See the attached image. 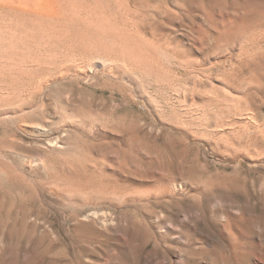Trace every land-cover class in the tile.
I'll return each mask as SVG.
<instances>
[{"label":"rangeland","instance_id":"374dc122","mask_svg":"<svg viewBox=\"0 0 264 264\" xmlns=\"http://www.w3.org/2000/svg\"><path fill=\"white\" fill-rule=\"evenodd\" d=\"M71 2L0 49V264H264V0Z\"/></svg>","mask_w":264,"mask_h":264},{"label":"bare ground","instance_id":"6f19581e","mask_svg":"<svg viewBox=\"0 0 264 264\" xmlns=\"http://www.w3.org/2000/svg\"><path fill=\"white\" fill-rule=\"evenodd\" d=\"M86 2V1H85ZM98 2V1H97ZM100 2V1H99ZM124 2V1H123ZM71 3V4H70ZM89 3V2H88ZM87 3V4H88ZM118 3V2H117ZM69 4V5H68ZM68 6H72L71 8H69ZM77 6V5H76ZM81 6V5H80ZM84 6V5H83ZM82 6V7H83ZM87 6V5H86ZM117 6H119V5H117ZM97 7V6H96ZM121 7V6H120ZM75 6H74V4L71 2V0H0V35L2 36V42L0 41V49H2L1 47H3V49H6V51H7V49H12L13 47H16V46H18V44L16 45V46H14V34H15V32H16V30L17 29H20L21 27H22V24L24 23V20L25 19H28V23L26 22L25 23V26L24 27H29V26H31V28L33 27H36V28H43L44 26L43 25H45V26H47V28L49 29V27L50 26H52L53 24H54V27H55V24L57 23H61L62 22V19H64V18H66L65 16L67 15V16H69L70 14L71 15H75L76 13H77V11H75ZM82 9V8H81ZM85 10V9H84ZM88 11V10H87ZM86 11V12H87ZM89 13H92V12H89ZM80 14V13H79ZM88 14V13H87ZM97 14V13H96ZM93 15V14H92ZM91 15V16H92ZM102 15H104V14H102ZM121 15V14H120ZM80 16V15H79ZM94 16V15H93ZM102 17V16H101ZM107 17H109V16H107ZM70 18V17H69ZM73 18V16H71V19ZM87 18V17H86ZM90 18V17H89ZM21 19H23V20H21ZM82 19V18H81ZM93 19V18H92ZM96 19V18H95ZM110 19V18H109ZM117 19V18H116ZM125 19V18H124ZM89 20V19H88ZM94 20V19H93ZM75 21V20H74ZM112 21V20H111ZM67 22V21H66ZM84 22V21H83ZM88 22V21H87ZM117 22V21H116ZM52 23V24H51ZM76 23V22H75ZM90 23L91 24H94L95 23V21H91V19H90ZM51 24V25H50ZM96 24V23H95ZM108 24V26L110 25L109 23H107ZM128 24V23H127ZM100 25V24H99ZM113 25V24H112ZM115 25V24H114ZM117 25V24H116ZM41 26H43V27H41ZM105 27V26H104ZM32 28V29H33ZM36 28H34V30H36ZM46 28V27H45ZM96 28V27H95ZM108 28H110L111 29V27H108ZM113 28V32H114V34L116 35V33H117V35L119 34L118 33V27L116 28V26H113L112 27ZM121 28V27H120ZM133 28V27H132ZM31 29V30H32ZM41 29H39V30H41ZM48 29H46V30H48ZM25 30H26V28H25ZM43 30H44V28H43ZM105 30H107V28L105 29ZM118 30V31H117ZM131 30V29H130ZM45 31V30H44ZM49 31V30H48ZM109 30H107V32H108ZM22 32V31H21ZM23 32H24V30H23ZM29 32V31H28ZM31 32V31H30ZM39 32V31H38ZM38 32H36L37 33V35H38ZM52 32V31H51ZM55 32V31H54ZM106 32V33H107ZM127 32V31H126ZM113 34V35H114ZM124 34V33H123ZM127 34V33H126ZM139 34V33H138ZM31 35H32V33H31ZM33 35H36L35 33L33 34ZM36 35V36H37ZM40 35H41V33H40ZM125 35V34H124ZM23 36V35H22ZM47 36V35H46ZM73 36V35H72ZM119 36V35H118ZM121 36V35H120ZM21 37V36H20ZM29 38L28 36H25V38ZM31 37H33V36H31ZM30 37V38H31ZM35 37V36H34ZM40 37V36H39ZM42 37V36H41ZM40 37V38H41ZM59 37V36H58ZM96 37V36H95ZM26 38V40H28ZM29 38V39H30ZM49 38V37H48ZM48 38H46L45 40H47ZM83 38V37H82ZM103 38V37H102ZM1 39V38H0ZM17 39V38H16ZM15 39V40H16ZM50 39V38H49ZM74 39V38H73ZM115 39V38H114ZM124 39V38H123ZM25 40V39H24ZM23 40V42H25ZM31 40V41H30ZM29 41H30V43L29 44H31V42H34L33 40H35V39H30ZM36 41V40H35ZM48 41V40H47ZM76 41V40H75ZM96 41V40H95ZM103 41V40H102ZM21 42H22V40H21ZM37 42H39L40 43V41H37ZM42 42H43V40H42ZM49 42V41H48ZM125 42V41H124ZM148 42H149V40H148ZM28 43V42H27ZM47 43V42H46ZM93 43V42H92ZM115 43V42H114ZM138 43V42H137ZM21 44V43H20ZM33 44V43H32ZM102 44V43H101ZM122 44V43H121ZM139 44V43H138ZM22 45H23V43H22ZM35 45V44H34ZM38 45V44H37ZM45 45V44H44ZM94 45V44H93ZM114 45V44H113ZM20 46V45H19ZM39 46V45H38ZM134 46V45H133ZM152 46H154V45H152ZM43 47H45V46H43ZM70 48V47H69ZM122 49H120L121 50V54L124 52L123 50L125 49V51L127 52V57L128 58H126V59H124L122 62H118V60H119V58H118V60L116 59V57L113 59V60H111V61H109V62H105V61H99V60H97V61H95L94 62V64L96 65V66H108L109 68L110 67H114V68H117L118 69V71H120L124 76H126L127 78H129V79H131V81H135L134 83H136V80H135V77H133V76H131V74H130V72L128 73V70H126V66L127 65H130V64H132V63H134V64H140V66L141 65H144V66H147V67H152V66H154L153 65V61H152V59L149 57V55L147 56H144V54H141L140 52L139 53H136L134 50H133V48L131 47H129L128 49H126V48H123V47H121ZM139 48V47H138ZM36 49H37V47H36ZM77 49V48H76ZM135 49V48H134ZM39 50V49H38ZM42 50V49H41ZM141 50V49H140ZM154 50V49H153ZM16 51V50H15ZM36 51V50H35ZM54 51V50H53ZM79 51V50H78ZM105 51V50H104ZM143 51H144V49H143ZM20 52V51H19ZM125 52V53H126ZM138 52V51H137ZM118 53V52H117ZM147 53V52H146ZM6 54V53H5ZM11 54V53H10ZM34 54V53H33ZM73 54V53H72ZM124 54V53H123ZM122 54V55H123ZM203 54V53H202ZM21 55V54H20ZM55 55H56V53H55ZM10 56V55H9ZM44 56V55H43ZM59 56V55H58ZM67 56V55H66ZM92 56V55H91ZM107 56V55H106ZM155 56V55H154ZM17 57H18V55H17ZM17 57H15V58H17ZM33 57V56H32ZM75 57V56H74ZM7 58V57H6ZM14 58V59H15ZM48 58V57H47ZM71 58V57H70ZM78 58V57H77ZM1 59V58H0ZM166 59V58H165ZM209 59V58H208ZM5 60V59H4ZM17 60V59H16ZM67 60V59H66ZM76 60V59H75ZM167 60V59H166ZM43 61V60H42ZM41 61V62H42ZM53 61V60H52ZM72 61V60H71ZM120 61H121V58H120ZM40 62V61H39ZM190 62H192V61H190ZM7 63V62H6ZM10 63V62H9ZM11 63H13V62H11ZM69 63V62H68ZM193 63V62H192ZM2 64V63H1ZM90 64V63H89ZM12 65H15L14 63L12 64ZM11 65V66H12ZM40 65V64H39ZM72 65V64H71ZM165 65V64H164ZM196 65V64H195ZM201 65V64H200ZM7 66H9L8 65V63H7ZM6 66V67H7ZM11 66H9V68H11ZM125 66V67H124ZM143 66V67H144ZM160 66V65H159ZM14 67H16L17 68V66L15 65ZM40 67V66H39ZM146 67V68H147ZM3 68V67H2ZM13 68V67H12ZM195 68V67H194ZM4 69V68H3ZM23 69V68H22ZM30 69V68H29ZM81 69V68H80ZM105 69V68H104ZM112 69V68H111ZM151 69V68H150ZM154 69V68H153ZM5 71L7 70V69H4ZM14 70V72L13 73H11L12 71ZM10 73L11 74H14V73H16L17 72V70H16V72H15V68L13 69ZM113 70V69H112ZM115 70V69H114ZM145 70V69H144ZM23 71H26V68H24L23 69ZM67 71V70H66ZM87 71V70H86ZM27 73H30L29 71H26ZM43 72V71H42ZM163 72H165V71H163ZM167 72V71H166ZM6 73V72H5ZM7 73H9L8 72V70H7ZM25 73V72H24ZM26 73V74H27ZM55 73V72H54ZM21 74V73H20ZM112 74V73H111ZM150 74V73H149ZM202 74V73H201ZM37 75H39V74H37ZM152 75V74H151ZM51 76V75H50ZM62 76V75H61ZM158 76V75H157ZM58 77V76H57ZM122 78H123V76H122ZM196 78V77H195ZM41 79V78H40ZM153 82V81H152ZM161 82V81H160ZM165 82V81H164ZM50 83V82H49ZM168 83V82H167ZM230 83V82H229ZM2 84V83H1ZM229 87V86H228ZM20 88V87H19ZM40 88V87H39ZM44 88V87H43ZM1 89V88H0ZM24 89V88H23ZM2 90V89H1ZM16 90V89H15ZM4 91V90H3ZM2 91V92H3ZM17 91V90H16ZM31 91V90H30ZM33 91V90H32ZM6 92V91H5ZM4 92V93H5ZM37 92V91H36ZM2 93H0V95H1ZM6 94V93H5ZM19 94V93H18ZM3 95V94H2ZM20 95V94H19ZM5 96H7V95H5ZM3 97H4V95H3ZM2 97V98H3ZM25 98V97H24ZM23 98V99H24ZM29 98V97H28ZM23 102V101H22ZM179 104V103H178ZM157 106V105H156ZM6 107V106H5ZM8 107H10V106H8ZM17 108V107H16ZM7 109V108H6ZM12 109H15L14 107L13 108H11L10 110H12ZM21 109V108H20ZM250 109V108H249ZM249 109H248V111H249ZM7 110H9V108L7 109ZM251 110V109H250ZM14 111H16V110H14ZM187 111V110H186ZM250 112V111H249ZM248 113V112H247ZM0 114H4L3 116L4 117H8L7 115L9 114V112H8V114H7V112L5 111V110H0ZM7 114V115H6ZM253 114V113H252ZM2 116V117H3ZM61 116V115H60ZM250 116H253V115H250ZM249 116V118H251ZM1 117V116H0ZM20 119V118H19ZM252 119H254V117L252 118ZM251 119V120H252ZM255 121H257V120H255ZM253 122V121H252ZM256 123H259V122H256ZM254 125V124H253ZM62 127V126H61ZM60 127V128H61ZM261 127V126H260ZM255 129V128H254ZM45 130V129H44ZM258 130H260V128H259V125H258ZM256 131V130H255ZM172 198V197H171ZM246 199V198H245ZM92 214V213H91ZM258 216V215H257ZM258 218V221H259V223L260 224H262V225H264V210L262 211V213H260V216L259 217H257ZM256 219V218H255ZM260 235V234H259ZM260 236H262V234L260 235ZM259 236V237H260ZM264 237V236H263ZM246 238V237H245ZM262 240V239H261ZM254 242V241H253ZM262 242V241H261ZM264 242V241H263ZM261 244V243H260ZM262 245V244H261ZM260 245V246H261ZM253 246V245H252ZM257 246V245H256ZM259 246V245H258ZM260 246H259V249H260ZM250 247V246H249ZM254 249H255V247H254ZM261 249H262V247H261ZM263 254V253H262ZM253 255V254H252ZM264 256V255H263ZM245 257V256H244ZM263 259V258H262Z\"/></svg>","mask_w":264,"mask_h":264}]
</instances>
